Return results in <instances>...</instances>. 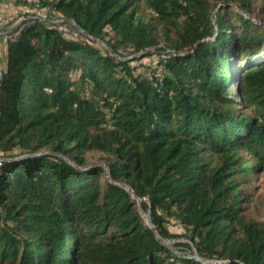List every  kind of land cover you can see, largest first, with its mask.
Returning a JSON list of instances; mask_svg holds the SVG:
<instances>
[{"label":"trees","instance_id":"obj_1","mask_svg":"<svg viewBox=\"0 0 264 264\" xmlns=\"http://www.w3.org/2000/svg\"><path fill=\"white\" fill-rule=\"evenodd\" d=\"M216 1L39 0L45 16L9 33L0 264H217L172 251L141 209L203 259L264 264V221L243 207L248 175L264 169V26L243 13L254 0H228L241 11L221 5L213 22ZM153 47L162 79L124 58ZM92 151L108 171L89 165Z\"/></svg>","mask_w":264,"mask_h":264},{"label":"rangeland","instance_id":"obj_2","mask_svg":"<svg viewBox=\"0 0 264 264\" xmlns=\"http://www.w3.org/2000/svg\"><path fill=\"white\" fill-rule=\"evenodd\" d=\"M216 7L213 10L212 14V20L215 22L216 20V12L217 9L221 5L225 6H233L236 10L241 11L240 8L237 6V4L228 1V0H218L215 2ZM261 4V0H254V7L255 11L250 14L247 12L245 13L247 16L251 17L253 20H255L257 23L264 26V17L262 13H259V6ZM46 14V9L42 8L39 5V0H9L7 3L0 4V18L4 17L5 15H13L15 16V19H19L20 17H25V19L29 18H39L44 17ZM55 21H62V19H58ZM17 21H13L10 24L7 25H1L0 24V55L3 56L7 44V40L9 39L8 35L9 33H12V30L17 26ZM72 25H74V21H71ZM19 24V23H18ZM60 28L64 31V34L67 38H74V37H81L78 32L74 29H72L70 26L62 25ZM18 36V33H13L12 37L15 38ZM99 44L105 48L107 46L103 42H99ZM127 50H130V48H124L123 51L127 52ZM153 51L152 54L143 56L142 52L130 54L127 57L124 58H135L131 64L133 66H136V72L146 75V76H152L156 74L157 72H161L163 68L162 64L160 63V60L162 58V55L158 51L157 48L153 47L151 48ZM146 52V50H145ZM126 54V53H125ZM0 67L2 68V64L0 62ZM235 71L238 72L237 66H232ZM79 75V71L74 73V76L77 77ZM241 87V83L239 80H235L232 92L234 93L235 98L238 100H242L241 96L239 95V88ZM84 95L89 94V89L86 87L84 90ZM244 108V106H242ZM107 110V109H106ZM109 112L107 111V117L109 116ZM46 151V150H44ZM243 154L247 155L246 151L242 152ZM88 158L89 165H104V162L102 160L103 153L99 151H92L88 152L86 154ZM106 170L108 169L105 166ZM108 171V170H107ZM247 179L251 182L246 185V193L248 194V200L243 203L244 207V213L248 217V219H255L259 221H264V169H259L251 174L248 175ZM143 214H147L149 211L145 212L143 209H141ZM146 222L145 216H143ZM168 227L170 230L174 233L182 234L186 230L183 227V225L180 223V221L174 217L169 219L167 221ZM181 237L178 238H165L163 240V243L171 248L172 251L179 255L184 256H196L197 252L196 249L193 247V249H188L185 245H177L178 242H188V240L184 237V235H180ZM205 262L209 263H217V264H226L227 261L224 260H215V259H205ZM7 264V263H6Z\"/></svg>","mask_w":264,"mask_h":264},{"label":"water","instance_id":"obj_3","mask_svg":"<svg viewBox=\"0 0 264 264\" xmlns=\"http://www.w3.org/2000/svg\"><path fill=\"white\" fill-rule=\"evenodd\" d=\"M74 24L77 26V23L75 21H74ZM98 42H103V41L98 40ZM3 77H4L3 68L0 67V89H1V85L3 83ZM47 152L48 151H43V152H40V153H37V154H25V155L20 156L19 158H24V157L33 156V155H41V154H44V153H47ZM108 177L110 178L109 172H108ZM118 184H120L121 186L125 187L128 191H131L132 194H133V196L137 199L138 202H141V201H149L148 198H140L135 193V191L133 190V188H132L131 185H129V184H121V183H118ZM143 216H145V218H146V224L155 232L157 238L160 239L163 242V240H165V238H163L160 235V233L158 232L155 224L152 222V220H151V211L149 210V212L147 214H143ZM196 252H197V249H196ZM194 257L196 259H198V260H205V259H203L202 257L199 256L198 252H197V255L194 256Z\"/></svg>","mask_w":264,"mask_h":264},{"label":"built area","instance_id":"obj_4","mask_svg":"<svg viewBox=\"0 0 264 264\" xmlns=\"http://www.w3.org/2000/svg\"><path fill=\"white\" fill-rule=\"evenodd\" d=\"M30 19H32V18H29L28 19V22H26L25 25L26 24H30L32 22ZM24 20H27V19H25L24 16L23 17H20L19 19H15V16H13V15H5L4 17L0 18V24L1 25H7V24L12 23L13 21H17L16 24L18 26V25L22 24V22ZM155 76H157L158 78L162 79L164 77V72L163 71L157 72L155 74ZM2 161H3V158L0 157V168H1V165H2Z\"/></svg>","mask_w":264,"mask_h":264}]
</instances>
